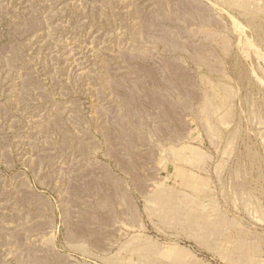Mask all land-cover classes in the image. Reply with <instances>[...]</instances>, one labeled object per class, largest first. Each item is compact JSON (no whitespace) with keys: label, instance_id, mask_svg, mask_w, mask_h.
Segmentation results:
<instances>
[{"label":"rangeland","instance_id":"374dc122","mask_svg":"<svg viewBox=\"0 0 264 264\" xmlns=\"http://www.w3.org/2000/svg\"><path fill=\"white\" fill-rule=\"evenodd\" d=\"M0 264H264V0H0Z\"/></svg>","mask_w":264,"mask_h":264}]
</instances>
